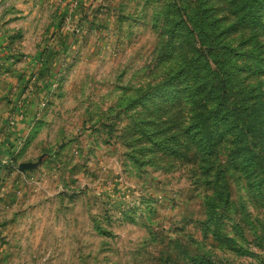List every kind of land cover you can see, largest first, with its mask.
<instances>
[{"label":"rangeland","instance_id":"rangeland-1","mask_svg":"<svg viewBox=\"0 0 264 264\" xmlns=\"http://www.w3.org/2000/svg\"><path fill=\"white\" fill-rule=\"evenodd\" d=\"M39 27L3 53L0 264H264V0H0L2 46Z\"/></svg>","mask_w":264,"mask_h":264},{"label":"crops","instance_id":"crops-1","mask_svg":"<svg viewBox=\"0 0 264 264\" xmlns=\"http://www.w3.org/2000/svg\"><path fill=\"white\" fill-rule=\"evenodd\" d=\"M41 33L42 32L40 31V27L36 28L31 33L26 31L24 34H22V37H20L19 39L16 40L14 47L7 46V48L4 47L6 45H3V46L1 45V40H4L5 37H1V35H0V92L2 91L3 87H8L10 82H13L12 80L14 79V76L16 75V73L20 72V70H18V68H17L18 67L17 65L19 63H21V62H19L18 64L16 63L15 66L11 65L10 60L4 61V60H7V57H5L3 55V53L6 51L8 54H10L11 51H16V50L24 51V50H30L32 48L36 49L34 45L32 46V48L30 47L31 46L30 44L32 43L30 41V38L32 35H33V37H36L37 35L42 36ZM26 54H28V53H26ZM16 56H18V54H16ZM29 57H31V56H29ZM18 75H19V73H18Z\"/></svg>","mask_w":264,"mask_h":264},{"label":"trees","instance_id":"trees-1","mask_svg":"<svg viewBox=\"0 0 264 264\" xmlns=\"http://www.w3.org/2000/svg\"><path fill=\"white\" fill-rule=\"evenodd\" d=\"M248 16L252 17V19H254V15L253 13H247ZM200 26L199 29H201L203 27L202 24H198ZM222 89H225V91L228 89L227 87H223ZM225 94V93H224ZM223 103V100H219V104L218 106L221 107L220 109H226V111H229L230 110V107L228 104H222ZM233 107H237V104H234ZM214 112H217L219 109L217 108H213L212 109ZM239 110L238 109H233L231 112V114L233 115V120L235 121V117L236 115L239 113L238 112ZM253 117H256V115L252 114ZM241 122H239L238 125H240V128H242L243 130L246 131V133L248 134L249 132H254V129H258L259 131H264V130H261V127L262 129H264V123H261L260 127H257L255 126L254 124H252V119H250L248 122L244 121L243 119H240ZM205 134H207V136L209 138H214V132L212 130H210L209 132L207 131V129L205 128V131H204ZM242 148V146H241ZM254 155H257V154H254Z\"/></svg>","mask_w":264,"mask_h":264}]
</instances>
